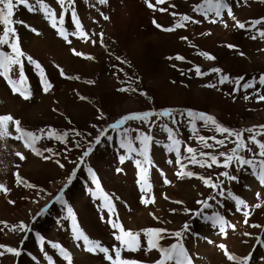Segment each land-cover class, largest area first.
I'll return each mask as SVG.
<instances>
[{
    "label": "rangeland",
    "instance_id": "374dc122",
    "mask_svg": "<svg viewBox=\"0 0 264 264\" xmlns=\"http://www.w3.org/2000/svg\"><path fill=\"white\" fill-rule=\"evenodd\" d=\"M30 2L34 3L35 0ZM45 2L56 10L58 17L60 6L56 0H45ZM88 2L90 5L94 3L95 9L92 10L94 17L88 15L91 10ZM150 2L155 5V10L149 9L145 0H108V3L104 5H100L97 0H75L74 7L84 26V31L88 34V42L70 35L71 43H68L56 33L42 14L31 13L23 6L15 11L13 19L23 21V24L14 25L19 46L26 56H31L41 65L52 88L45 93L39 70L26 58H22L26 80L24 86L30 90L31 97L24 100L18 94H13L7 81L0 76V83L2 82L6 88L0 94V115H11L21 122L20 127L26 131L39 134V130L44 129L47 132L51 128L57 133L68 132L69 135L66 144H61L55 139L41 138L34 145L42 153L37 155L31 149L22 146L20 140L11 138L17 134L16 126L10 122L7 123L11 136L0 139V184L5 185L9 191L7 195L0 192V222H7L8 227L0 224L2 229L0 245L17 248L22 251V254L15 257L7 253L5 248H0V252L4 253L0 256V264H47L45 261L48 260L43 259L45 254L52 258L53 264H66L58 255L57 249L52 247L53 244H59L69 250L74 264H110L103 258V254H92L84 250L82 242L73 240L72 220L65 219L68 213L64 205L59 202L53 203L45 215H36L41 211L43 204H47L46 201L54 199L55 195L63 189V199L72 209L80 229L90 239L100 241L103 246L110 249L114 244L119 246L113 238V230L107 223L108 212L105 207H102L104 202L95 199L90 193V189L92 192L96 191V185L91 180L88 168H91L95 174L100 190L108 195L115 205L112 218L118 217L126 230L139 232L145 228L159 227L174 232L180 230L187 222L190 225V233L187 234L184 245L192 264H215L214 262H219L216 255L227 259L223 250L218 247L219 244L226 245L230 253L240 257L252 252L253 259L250 264L264 263L262 259L264 246L257 245L255 239L259 236L264 240V206L259 209L254 207L256 203L264 205V187L252 175L251 169L245 168L237 172L235 165L230 169L216 166L209 169L189 165L187 169L201 176H211L214 181L221 171H230L236 175L238 177L236 181H227L224 177L219 179L225 180L226 191L231 190L235 196L249 205L250 216L247 224L244 223L242 212L235 210V202L226 197H217L216 201H210L213 204L212 208L203 210V215H210L215 211L224 216L225 233H221L218 228L212 227L202 218L194 217L191 213H184L185 208L193 212L201 209L202 205L196 202L214 194L199 179L178 178L176 172L179 166L175 164V154L168 153L163 147L170 141L158 125L167 123L169 127L179 128L177 138L182 141V156L187 155L183 152L184 145L197 149V154L201 150L212 151L201 149L194 134L189 131L186 118L182 119L179 125H172L167 118L161 120H157L156 117L151 118L156 121V124L152 125L151 134L155 140L161 142L160 145L153 143L150 148L154 166L145 165L149 168L148 178L152 185L149 195L154 198V203L147 206L141 203V197L144 194L136 183L138 169L134 160L142 159V157L133 153V159L126 160L124 164L119 162V157L128 153L120 148L118 133L108 126L130 113L158 112L161 109H171L174 113H180L190 109L209 114L221 125L237 131L264 125V101H259L253 95L257 90L260 94H264V87L257 83L255 88L247 91L243 89L233 91L237 86L233 82L220 85L218 74L197 77L194 72L195 66H199L204 72H209L212 68H220L221 74L233 79L240 76L245 77V80L254 77L258 79L261 74H264V39L250 38L256 34V30L237 29L234 26L235 21L227 17L226 13L223 14L222 22L210 23L203 16L192 11L193 5L201 3L202 0H166L164 4H156L155 0ZM229 3L236 20L246 25L264 18L262 0H229ZM65 7H68L67 0H65ZM161 8L167 11L162 12L159 10ZM100 13L107 15L109 19L105 21ZM171 13L178 15L173 16ZM179 15H188L199 20L200 23L189 22L185 27L172 32L162 31L153 24L155 20L162 27H173ZM224 23H227L229 27L225 28ZM65 27L69 31H75L71 23L70 11L66 16ZM256 27L261 28L264 25ZM31 28L36 29L40 34L37 35L31 31ZM99 33H103V45L99 42ZM181 37H187V39H181ZM29 39L34 41L39 39V43L31 44ZM84 45H89L90 48H85ZM227 45H235L236 48L230 49ZM72 49L84 53L85 56L90 55L94 59L88 60L76 56ZM0 50L10 51L7 46ZM200 52L209 53L215 59L207 60L198 55ZM240 52L243 55H240ZM177 55L184 59L176 60ZM120 61L126 63H120ZM60 69L64 70L66 76L78 77V79H67L61 76ZM88 70H92L91 73ZM19 71V66H15L10 73L11 78L18 80ZM101 78L107 83L103 93L99 88ZM87 81L93 83L89 84ZM207 83H216L217 87L206 88L204 85ZM119 88H126L128 91L120 92L117 90ZM81 96L85 99L81 100ZM245 96L250 98L245 99ZM10 104L13 105L9 107L12 110L5 106ZM18 104L23 105L18 106ZM84 104L90 109V115L74 113L73 109L76 105L83 107ZM123 127L147 132L149 125L129 121ZM197 127L199 135L205 137L215 135L217 139L223 138L215 133L214 129L202 127L199 121ZM106 129V134L114 137L113 141L109 142L102 137L101 143L95 145V138L100 131ZM120 131L122 132V129ZM76 132L81 135H75ZM130 135L133 138V146L139 147L134 140L136 133L132 132ZM247 136L248 134L245 133V139ZM257 138L264 140V137ZM208 142L213 143L211 140ZM226 144L225 148L216 147L219 151L227 152L233 145L227 141ZM89 147H93V151L84 158V164L81 165L79 158ZM249 147L254 151L257 150L255 145L250 144ZM47 148L53 149V153L44 151ZM17 152L22 153L25 159L20 160L15 155ZM153 154L156 158H153ZM241 154L248 158L252 156L247 152ZM159 155H163V165L157 163ZM184 162L187 163V161ZM60 164L64 167H60ZM118 168H122L123 171L118 172ZM74 169L76 175L72 178V183L64 188ZM101 170H105L109 175L113 183L111 187H115L120 193L105 187V178L101 177ZM16 173L35 187L28 188L23 184L18 186ZM165 177L171 181L170 184L163 183ZM175 185H180L181 190L174 191ZM127 189L132 190V195L135 196L133 201L124 198L123 193H126ZM257 193L261 194L259 200ZM9 200L14 203H9ZM173 201L182 203H173ZM164 202L168 206H164ZM135 205L137 207H134ZM88 206L92 215H88ZM173 209L175 212L171 211ZM137 213H144L150 223L145 224L142 218L134 221L133 217ZM153 216L159 219H153ZM33 217H36L35 221ZM20 222H24L32 229L26 240L23 233L9 230L11 226L18 225ZM253 224L261 225V227L254 228L251 226ZM232 225L235 226V232H232ZM238 226L241 227L236 228ZM244 233L251 235L245 236ZM37 234L42 238L43 243L37 239ZM234 236H238L236 242L230 239ZM22 240L23 244H21ZM141 241L146 248L147 244L143 236ZM173 242L175 241L171 238L160 241L163 246ZM77 243L80 247L76 246ZM234 245L236 248L233 247ZM245 246H249L246 253L242 251ZM211 250L215 254L209 258L206 254H209ZM40 251L44 254H40ZM112 255L114 256V253ZM40 256L41 259H39ZM122 258L136 260L139 264H155V261L159 259V253L156 250L146 253L143 249L137 252L123 251ZM227 261L221 264H234Z\"/></svg>",
    "mask_w": 264,
    "mask_h": 264
},
{
    "label": "snow or ice",
    "instance_id": "6c2138e0",
    "mask_svg": "<svg viewBox=\"0 0 264 264\" xmlns=\"http://www.w3.org/2000/svg\"><path fill=\"white\" fill-rule=\"evenodd\" d=\"M100 5H104L108 3V0H97ZM156 4H164L166 0H155ZM264 2V0H262ZM56 3L60 6L59 16L57 17L56 10L52 8L45 0H35L34 3L30 2V0H0V29H2V33H0V49H3L4 46H7L10 51L0 50V76L4 77L7 81L13 94H18L24 100H28L31 97L30 90L25 87L26 84L25 76H24V67L22 63V58H26L27 61L33 64L41 74V83L43 87V91L47 93L51 88V83L47 80L44 75V69L41 65L32 59L31 56H26V54L21 50L18 40L16 39L17 33L14 27L15 24L20 23L23 24V21L14 20L13 17L15 15V11L19 10L20 6H23L27 11L31 13H40L43 15V18L48 21L49 25L55 29L56 33L63 38L66 42L71 43L69 40V36H76L79 39H84L85 42H88L89 37L88 34L84 31V26L82 25L79 17L77 16V12L75 10L74 4L75 0H67L68 7H65V0H56ZM145 4L149 9L155 10V5L150 2V0H145ZM171 7H175L171 5ZM160 11H167L165 8L159 9ZM71 14V23L75 27V31H69L65 27L66 16L69 13ZM192 11L203 16L205 20H208L212 24H216L218 22L223 21V14L226 13L227 17L233 19L235 21V27L241 30L252 31L256 30V34L252 35L250 38L252 40H256L258 38L264 39V27L257 28V25H264V18L257 19L255 21L250 22L248 25L236 20L233 15L232 7L230 6L229 0H202L201 3L195 4L192 7ZM103 19L106 21L109 19L107 15L100 13ZM173 16H177V13H171ZM198 24L199 20L193 19L188 15H179L178 20L174 24L173 27H162L157 24L155 20H153V24L165 32H172L178 28L185 27L187 23ZM25 27H30L25 25ZM224 27L227 28L229 25L224 23ZM31 31L35 32L37 35L40 33L31 28ZM210 34V33H206ZM100 44L103 45V33H99ZM181 39H187V37H181ZM92 43H96V41H92ZM230 49H235V45H227ZM73 54L76 56L84 57L88 60L94 59L92 56H85L84 53L76 51L72 49ZM243 55L242 52L239 53ZM198 55L203 56L207 60H214L215 57L206 52H200ZM119 59V58H117ZM169 59H173L169 57ZM176 60H183L182 56L177 55L175 57ZM120 63H126L125 61H120ZM15 66H19V79L14 80L11 78L10 73L12 72ZM194 72L197 77H203L210 74H218L219 80L218 83L220 85L225 84L226 82H233L237 87L233 89L236 91L238 89H243L247 91L248 89H252L256 87L258 83L260 86L264 87V74H261L258 79L252 78L249 80H245V77L240 76L236 78H231L228 75L221 74L222 70L220 68H212L209 72H204L201 70L199 66L194 67ZM61 76H65L67 79H78V77H68L65 75L64 70L60 69ZM87 83L91 84L92 81H87ZM206 88H216V83H207L204 85ZM120 92L128 91L126 88L117 89ZM135 91V89H133ZM141 95H145V93H140ZM257 97L259 101H264V94H260L259 90L253 93ZM245 99H249V96H245ZM81 100L85 99V97L81 96ZM152 117H156L157 120H161L167 118L171 121L172 125H179L181 120L186 118L189 124V131L194 134L197 142L200 144L201 149H211V152H206L201 150L199 154H197V149L184 145L183 152L187 155L182 156L181 145L182 141L177 138V133L179 128L169 127L167 123H160L158 127L162 132L167 134V139L170 143L164 144L163 147L168 153L175 154V164L178 167V171L176 172V176L180 179L185 177L187 178H196L203 182L204 186L211 189L214 194L209 195L204 200H198L196 203L198 205H202V208L193 212V210L184 209L185 214L191 213L194 217L202 218L206 223H210L212 227L218 228L221 233H225L226 220L224 216H222L218 212H212L210 215H203V210L210 209L213 207V204L210 201H216L217 197H226L232 199L235 202V210L237 212H242L244 216V223H248V218L250 216L249 205L241 198L235 196L231 190H225L224 182L227 181H236L238 177L233 175L230 171H221L218 174L217 179L214 181L211 176H201L193 171H189L188 166L191 165L193 167L200 168H209L211 169L213 166L222 167L224 169H230L235 165V170L237 172L244 170L245 168L251 169L252 175L258 180L259 184L264 187V140L258 139L257 137H264V125H258L249 127L242 130H233L228 127L221 125L213 116L202 113L195 112L193 110H185V112L174 113L171 109H161L157 111H144L140 113H130L122 116L120 119L116 120L114 123L109 125L108 127L112 131H116L119 136V146L121 149H125L128 153L127 155H121L119 157L120 164H124L126 160L133 159L132 154L135 153L142 159L134 160L135 166L138 169L137 172V180L136 183L140 188L142 195L141 203L145 206L152 204L155 202L154 198L151 197L150 191L152 185L148 178V167L145 165L152 167L153 162L150 155V148L153 143L156 145H160L159 140H155L152 133V125L156 124L155 120H152ZM180 117L181 119H178ZM100 118V117H98ZM129 121H138L142 122L146 125H149L147 132H141L139 129H130L124 128L123 126ZM200 122L201 126L204 128H208L210 130L214 129L215 133L222 136V139H217V137L209 136L205 137L203 135H199V130L197 127V122ZM10 122L14 124L15 131L19 133V135L11 136V133L7 129V123ZM21 122L19 120H15L11 115H0V139H5L11 136L14 140L24 139V147L26 149H31V151L37 155H42L40 150L36 148L34 145L41 138L55 139L59 141L61 144H66L67 137L69 135L68 132L57 133L54 129L49 128L47 132L44 129L39 130V134L23 130L20 127ZM93 127H96L93 125ZM122 129V132L120 131ZM135 132L136 135L134 140L138 143L139 147L133 146V138L131 137V133ZM107 129L100 131L99 135L95 138V145H99L101 143V138L104 137L107 141H113L114 137L112 135H107ZM245 133L248 134L247 139H245ZM75 135L80 136L79 132H76ZM213 141V143H209L208 141ZM226 141L231 143L233 146L229 151H219L216 146L219 148L227 147ZM255 145L256 151H254L249 145ZM94 145V146H95ZM79 147V144H77ZM44 151L49 153H53V149L47 148ZM93 151V147H89L87 150L83 152V155L79 158V163L84 164V158L88 157L90 153ZM242 152L251 153V158H248L245 155H242ZM218 153V154H213ZM16 156L19 157L20 160H24L25 156L17 152ZM259 157V159H257ZM46 159L50 157H45ZM184 161H187L185 163ZM59 163V161H57ZM172 163V161H169ZM60 167H64L63 164H60ZM89 175L91 177L92 182L96 185V191L92 192L90 189L91 195L98 200H102L104 203L102 207H105L108 212V220L107 223L113 230L112 235L115 241L119 243V246L115 244L111 247L103 246L102 243L98 240L90 239L79 227L76 223L75 215L70 207H68L66 201L63 199L64 190L61 189L59 194L55 195L52 203L59 202L67 208V218H71L72 220V238L75 242H82L84 246V250L92 253V254H103V258L106 261H109L110 264H139L138 261L132 259L122 258L123 251L129 252H137L140 250H144L146 253L151 252L152 250H156L159 253V259L155 261V264H192V260L189 256L188 250L184 245V240L187 239V234L190 233V225L186 222L180 230L169 232L168 229L159 228V227H149L142 229L139 232H133L131 230H126L121 223L119 222V218H112V214L115 212V205L112 199L104 194L100 190L99 182L96 180L95 174L92 172L91 168L87 169ZM118 172H122V168L117 169ZM16 182L17 185L23 184L28 188L35 187L34 185L27 183L23 180L19 173H16ZM76 175L75 169L69 175L67 183L64 185V188H67L68 185L72 183V178ZM163 175V173H161ZM219 177H224L225 180H220ZM164 184H170L166 177L163 180ZM9 189L0 184V192H3L7 195ZM257 199L259 200L261 197L260 193H257ZM119 199V197H116ZM165 199H168L165 197ZM9 203H14L9 200ZM218 202V201H217ZM173 203H182L181 201H173ZM261 203H256L254 205L255 208H261ZM48 206L41 209L37 216H43L47 213ZM175 212V209L171 210ZM150 215H152L150 213ZM36 217H33V221H35ZM153 219H159L153 216ZM0 224H4L5 227H8L7 222H0ZM254 228H260L261 225L253 224L251 225ZM233 230L235 226H231ZM2 230V229H0ZM10 231L13 232H21L25 233L24 239L26 240L27 233L31 232L32 229L29 225H26L24 222H20L18 225H13L9 228ZM245 236H250V233H244ZM141 236H143L146 240L147 247L145 248L142 241ZM174 239L175 242L171 243L168 246L161 245L160 241L164 239ZM37 239L43 243L39 234H37ZM256 244L259 246H264V240L261 237L257 236ZM211 242V241H209ZM23 244V240L21 241ZM77 247H80V244L77 243ZM53 248L57 249L58 255L66 262V264H74L72 254L69 250L64 248L59 244H53ZM218 247L223 250L224 256L228 261L234 262V264H250V261L253 259V253L250 252L248 255L240 257L235 254L230 253L227 250L226 245L219 244ZM0 248H5L7 253L12 254L15 257H19L22 254L21 250L17 248H13L10 246L0 245ZM43 250V249H42ZM255 249H253L254 251ZM114 253V256L112 255ZM4 253L0 252V256H3ZM46 259L49 264H53V260L51 257L45 254ZM264 259V258H262Z\"/></svg>",
    "mask_w": 264,
    "mask_h": 264
},
{
    "label": "bare ground",
    "instance_id": "6f19581e",
    "mask_svg": "<svg viewBox=\"0 0 264 264\" xmlns=\"http://www.w3.org/2000/svg\"><path fill=\"white\" fill-rule=\"evenodd\" d=\"M89 3V5H90V2H88ZM90 8H91V10L88 12V15L89 16H91V17H94V16H92V10H94L95 9V6H94V3H93V5L91 4L90 5ZM94 14H96V13H94ZM107 31V29L105 28V32ZM30 41H31V44H35V45H37L38 43H39V39H36V41H34V40H32V39H29ZM85 46V48H90V46L89 45H84ZM96 54L97 53H100V52H95ZM99 59H100V57H98ZM91 71L92 70H88V72H90L91 73ZM169 72V71H168ZM101 80V82H100V86H99V88L101 89V92L103 93L104 92V89H106V85H107V83H106V80H103L102 78L100 79ZM105 81V82H104ZM6 90V88L3 86V83L1 82L0 83V94L2 93V91L3 90ZM17 101H18V99H17ZM86 102V101H85ZM3 104H4V102H2ZM23 104H18V106H22ZM86 104H84L83 105V107H81V106H77L76 105V107L73 109V111H74V113H79V112H81L82 114L83 113H86V114H88V115H90V109L88 108V107H86L85 106ZM6 107H11V106H13V105H5ZM9 110H12V108H9ZM153 158H156V155L155 154H153ZM162 158H163V155H159L158 156V159H159V162H157V163H160V164H162L163 163V160H162ZM95 160L97 161V157H95ZM163 165V164H162ZM165 165V164H164ZM101 177H104L105 178V182H104V185H105V187H107V189H109V190H116L118 193H120V191L119 190H117V189H115V187H111V185L113 184L111 181H110V178H109V175L105 172V170H101ZM176 187H175V189H174V191L175 190H181L180 189V185H175ZM171 191H172V189H171ZM123 195H124V198H126L127 200H130V201H133L134 199H135V196H133L132 195V190H128L127 189V192L126 193H123ZM77 196H78V194H77ZM165 203V202H164ZM164 206H168V204H163ZM134 207H137L136 205L134 206ZM87 209H88V215H92V213H91V210H90V207L88 206L87 207ZM143 219L144 220V223L145 224H147V223H150V221H149V219L148 218H146L145 217V215H144V213L143 214H140V213H137L136 215H135V217H133V220L134 221H137L138 219ZM147 222V223H146ZM239 227H241V226H238V227H236V228H239ZM236 230H232V232H235ZM259 232V231H258ZM237 233V232H236ZM237 237L238 236H234V238H230V239H233V241H235L236 242V240H237ZM229 239V240H230ZM244 240V239H243ZM244 241H246V240H244ZM231 242V241H230ZM250 242V241H249ZM232 244V243H231ZM235 245H237V244H235ZM235 245L233 246L234 248H236L235 247ZM246 245H247V243H246ZM242 248V247H241ZM248 249H249V246L248 247H243V249H242V251L244 250V253H246L247 251H248ZM74 250V249H73ZM236 251H238V250H236ZM239 252H240V250H239ZM212 254H215L214 253V251L213 250H211V252L209 253V254H206L207 255V257H209V258H211V256H212ZM218 260H219V262L217 261V262H214L215 264H221V263H225V261L227 260V259H225V258H222L221 256H215ZM213 259H215V258H213ZM208 261V260H207ZM228 262V261H227ZM262 264H264V263H262Z\"/></svg>",
    "mask_w": 264,
    "mask_h": 264
},
{
    "label": "crops",
    "instance_id": "0c3cea01",
    "mask_svg": "<svg viewBox=\"0 0 264 264\" xmlns=\"http://www.w3.org/2000/svg\"><path fill=\"white\" fill-rule=\"evenodd\" d=\"M4 86V85H3ZM5 87V86H4Z\"/></svg>",
    "mask_w": 264,
    "mask_h": 264
}]
</instances>
